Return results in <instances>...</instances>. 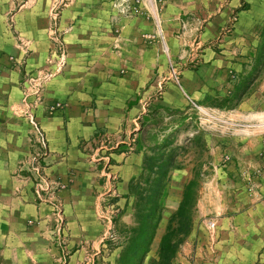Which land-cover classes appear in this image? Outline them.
<instances>
[{"label": "crops", "instance_id": "obj_1", "mask_svg": "<svg viewBox=\"0 0 264 264\" xmlns=\"http://www.w3.org/2000/svg\"><path fill=\"white\" fill-rule=\"evenodd\" d=\"M157 2L0 0V264H118L134 225L128 183L141 172L150 137H173V129L187 124L191 101L216 107L252 73L255 56H239L229 47L233 40L218 52L189 47V30L203 23L200 41H211L232 4L163 0L159 12ZM166 49L179 84L169 79ZM61 52L62 69L32 85L30 78L55 72ZM157 78L165 80L158 94ZM241 94L230 108L250 129L241 128L232 145L225 136L211 144L200 128L187 133L185 141L198 139L207 158L197 197L203 216L193 218L172 264H264V117H257L264 112V69ZM23 110L46 138L41 175L30 169L36 146ZM136 121L137 142L113 150L108 134L136 129ZM223 156L230 161L222 163ZM191 169L170 172L166 189L177 193L167 203L174 210ZM113 207L120 212L111 215ZM169 215L163 212L148 255H156ZM110 226L118 243L102 240Z\"/></svg>", "mask_w": 264, "mask_h": 264}, {"label": "rangeland", "instance_id": "obj_2", "mask_svg": "<svg viewBox=\"0 0 264 264\" xmlns=\"http://www.w3.org/2000/svg\"><path fill=\"white\" fill-rule=\"evenodd\" d=\"M70 0H65L66 3H68ZM112 4L119 3L120 0H109ZM136 3L138 0H134ZM163 0H158L157 2V8L158 11H161V6L163 5ZM225 2L232 4V11L229 14V18L227 19L226 23L222 25V27L218 30L216 35L214 37H211V41H206L202 43L200 41V33L203 30L204 24L202 23L201 26L195 29L189 30V38H190V45L189 47L193 48L194 52L201 53L206 49L207 47L211 48L212 50H215L218 52V50L225 48L223 45L226 44L225 39L227 41L232 42L230 40H233V45H230L229 47L231 49H234L239 56H255L256 55V48L257 45L260 43L261 40V31L263 29L264 25V0H224ZM63 2V1H62ZM207 16V14H206ZM205 16V17H206ZM204 17L201 18V20ZM212 26V25H211ZM236 29V30H235ZM99 31H106L105 29H99ZM210 32V29L208 30ZM113 33H116V31H113ZM231 36V37H230ZM239 39L240 41H234ZM228 45V44H227ZM220 46V47H219ZM242 52V53H241ZM168 59V76L169 79H172L176 84H179V73H178V67L176 66L175 62H173L168 56V51L166 49L165 51ZM170 63L173 64L176 75L178 77V80L175 79L174 76L170 73ZM36 78V77H35ZM34 78V79H35ZM164 78H157L156 90L157 94L158 92L162 91L164 87ZM183 85V82H181ZM219 102V101H217ZM216 102V104H217ZM221 102V101H220ZM196 103V102H195ZM197 104V103H196ZM201 106L205 113L197 111L193 105H190V107L184 112V116L188 117V122L186 125L180 124L178 128L175 130L173 129V137L170 135V133H162L161 137L159 136V141H161L164 138H170V140L173 141L172 146L178 147L177 151V162L179 164L183 165H189L192 167L191 172L193 173V168L197 166L198 164H201L200 169L203 167V162L207 163V158H203L202 152L200 149V141L198 139L194 140V142H186V136L187 133L193 132L196 128H200L204 130V132H207L210 134L211 137V144L213 138H217L219 136L226 137V141H230V145H232L233 137L239 130L246 129L249 127L248 125H240L239 120L235 119L237 117L236 112L233 108H230L231 104H229L228 108L222 109V107H213V106H203L200 104H197ZM232 107V106H231ZM25 112V116L28 118V112L23 110ZM181 115V114H178ZM165 116H168L167 114ZM257 117L262 118L264 117V112L261 114H257ZM148 118V117H145ZM255 120V119H254ZM260 120V119H258ZM29 122V120H28ZM195 122V123H194ZM256 123L255 121H252ZM30 124V123H29ZM133 127H136V129H129L128 131L120 130V131H114L111 132V136L108 134V137H110V140H107L110 142V145H113V150L117 151L120 149H126L128 150V146H131L133 143H136L137 134L139 132V126L138 121L133 125ZM138 127V129H137ZM169 125L164 127L163 130H169ZM174 127L173 125L171 126ZM250 128H247V130ZM175 130V131H174ZM34 134V133H33ZM165 134V135H164ZM200 134V133H199ZM148 137V136H147ZM102 144L105 143V138L103 137ZM151 139V137H150ZM148 139V141L150 140ZM125 140L126 142H129V144H122L121 141ZM33 144L36 146V150L32 152L29 158V165L31 171L35 172L37 175H41V163L40 159L45 155V148L41 147L35 138V135L33 136ZM229 146V145H228ZM212 156V155H211ZM222 163H228L230 161V157L223 156L221 158ZM210 162H213L212 157L209 160ZM201 172V171H200ZM171 174V173H170ZM202 181V175L200 176L199 180V187L197 190V197L199 195L200 185ZM177 190L172 189L168 187L165 189L164 197H163V204H164V213L166 215L171 214L174 210L175 204L167 203L168 199H172V197L175 196V193ZM133 203V199H132ZM132 208V205H131ZM117 207H113L109 213L111 215L118 214L120 212V209ZM133 210V209H132ZM106 211L104 210L103 213ZM133 212V211H132ZM199 216H203L202 212L200 211V207L195 206V212H194V218ZM59 222L62 223L63 217L61 214H59ZM109 220L112 222V218L108 217ZM204 219V218H202ZM213 221V220H209ZM208 222V221H207ZM206 222V231L208 232L207 237L210 242H215V226L213 230H210L207 227ZM214 222V221H213ZM215 223V222H214ZM107 232L103 234L102 240L105 242V240H109L112 244L118 243L119 240V233L116 231L114 226H110L107 228ZM112 232L117 237L116 240H111L108 235ZM128 235L130 236V232H128ZM128 236V238H129ZM127 238V240H128ZM186 238V237H185ZM126 240V241H127ZM185 240V239H184ZM183 240V241H184ZM155 254L151 253L147 255L146 257V263L154 257Z\"/></svg>", "mask_w": 264, "mask_h": 264}, {"label": "trees", "instance_id": "obj_3", "mask_svg": "<svg viewBox=\"0 0 264 264\" xmlns=\"http://www.w3.org/2000/svg\"><path fill=\"white\" fill-rule=\"evenodd\" d=\"M260 35L261 40L256 48L252 73L241 81L231 97L222 98L221 102L215 104L216 106L225 107L229 104L233 106V100L240 99L245 87L264 69V25ZM172 143L170 138L159 141L157 137L152 136L148 152L143 158L141 172L128 183L127 195L133 199L134 225L130 228L128 241L120 252L118 264H172L177 249L192 229L201 164L193 168L191 178L182 189L177 207L169 215L156 255L146 263V257L164 212L163 197L170 172L182 166L177 162L178 147L172 146Z\"/></svg>", "mask_w": 264, "mask_h": 264}, {"label": "built area", "instance_id": "obj_4", "mask_svg": "<svg viewBox=\"0 0 264 264\" xmlns=\"http://www.w3.org/2000/svg\"><path fill=\"white\" fill-rule=\"evenodd\" d=\"M59 43V47L62 46V42H58ZM55 66H54V70L55 72H45L44 74H42V76H38L36 77L35 79H32L30 78L29 82L31 81L32 82V85H35L37 83L38 86L42 85V83L46 80H48L49 78H51L55 73L59 72L62 67L64 66L65 64V56H64V53H60V56H57L56 57V60L54 62H52ZM170 73L172 76L175 77V79L178 80V77L176 75V70L173 66V64L170 63ZM191 104L193 105V107H195L197 109V111L199 112H202V113H205L204 109L197 105L195 102L191 101ZM60 104L59 103H56L54 105H52L50 107L51 110H54L56 107H59ZM28 120H29V123L30 125L32 126V129L34 131V135H35V138L37 140V143L45 148L46 147V138L38 124V122L36 121L34 115L31 113V112H28ZM39 184H42L41 182ZM214 226H215V223L213 221H208L207 222V227L210 229V230H213L214 229ZM108 237L111 239V240H116V236L115 234H113L112 232L109 233Z\"/></svg>", "mask_w": 264, "mask_h": 264}]
</instances>
